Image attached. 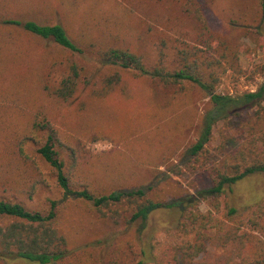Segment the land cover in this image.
Instances as JSON below:
<instances>
[{"label": "rangeland", "instance_id": "1", "mask_svg": "<svg viewBox=\"0 0 264 264\" xmlns=\"http://www.w3.org/2000/svg\"><path fill=\"white\" fill-rule=\"evenodd\" d=\"M26 2L28 0H22V4L29 8ZM34 2L32 7H41L45 18L53 15L63 17L74 34L82 33L87 24H93L91 27L95 30L89 34L91 39L107 44L114 42V36L106 35L104 30L110 29L115 35L118 23L122 31L119 39L140 53L148 66L156 62L163 41L171 47L175 43H185L198 44L203 48L206 42L213 44L216 40L231 46L238 45L244 50L240 60L247 75L240 78L230 70L217 93L235 97L256 91L264 84V38L256 31L261 14L259 0ZM55 21L56 16L51 22ZM19 35L22 38L16 46L12 45L9 37H5L6 42L0 40V90H11L13 85L22 83L31 100L29 102L41 106L56 128L73 137L71 142L76 160H72L66 147H59V151L77 187L85 183L98 193L144 188L151 198L166 203L196 195L198 190L210 187V179L203 168L205 160L201 158L196 164H185L180 155L196 140L201 119L209 107V99L200 89L189 88L185 98L175 99L173 93L155 82L129 75L123 91H116L103 99H92L88 109L81 111V103L90 99L92 92L68 104L42 93L37 80L41 79L49 86L60 68V60L50 57L53 47L48 48L40 40L26 39L22 33ZM86 65L97 75L101 90L102 79L109 74L108 68H102L90 58ZM252 73L256 74L250 79ZM98 87H95L96 91ZM22 120L19 117L17 126L20 128L24 127L20 124ZM262 127L264 130V121ZM233 138L236 142H232L230 147L236 149L240 144L235 135ZM219 142L220 137L215 133L209 149L216 156L221 153ZM25 151L35 162L29 166L28 177L22 179L21 185L14 184L12 180L0 184V198H14L33 212H48L51 203L57 202L56 210L64 216L61 227L71 238V255L75 263L135 264L147 257L150 264L179 263L178 250L185 238L184 231L177 229L169 210L154 214L141 236L134 229L127 230L100 221L86 203L64 199L51 168L39 158L33 143L27 142ZM180 170L182 174L177 175ZM33 182L38 184L33 199H30L27 190ZM196 197L202 200L203 210L210 209L213 199H204L201 195ZM262 198L264 174H258L229 189L221 202L222 206L229 201L242 209ZM223 257L221 248L207 244L197 260L183 264H225Z\"/></svg>", "mask_w": 264, "mask_h": 264}, {"label": "trees", "instance_id": "2", "mask_svg": "<svg viewBox=\"0 0 264 264\" xmlns=\"http://www.w3.org/2000/svg\"><path fill=\"white\" fill-rule=\"evenodd\" d=\"M10 1L0 0V40L6 42L5 37H9L16 46L22 33L26 39L40 40L48 48L53 47L50 57L60 60L56 77L49 86L41 79L37 82L40 91L57 102L72 103L92 92L91 98L80 106L81 111H86L92 99L123 91L129 75L155 82L173 93L175 99L185 98L189 88L200 89L209 99V107L201 119L196 140L180 155L185 164L205 160L203 168L210 187L198 190L196 195L213 201L209 210H203L202 200L195 194L166 203L151 198L144 188L98 193L85 183L77 187L59 151V147H66L75 161L73 137L56 128L41 106L29 102L22 83L13 85L11 90H0V184L12 180L21 185L22 179L28 177L29 166L35 163L25 151L26 143L31 142L39 158L51 168L64 199L86 203L100 221L134 229L141 236L154 214L169 210L177 229L184 231L178 264L197 260L207 244L223 250L225 264H264V198L242 209L229 201L223 206L221 202L228 190L240 181L264 174V84L256 91L235 97L217 93L230 70L240 78L247 75L240 60L244 50L219 40L213 44L206 42L203 48L185 43L171 47L163 41L156 62L148 66L140 53L119 39L122 31L118 23L115 35L110 29L104 30L106 35L114 36V42L107 44L91 39L93 24H87L82 33L74 34L63 17L45 18L41 7L33 8L34 0L26 2L29 8L22 0ZM259 1L261 14L256 31L264 38V0ZM55 16L56 21L52 23ZM89 58L109 70L102 79L101 90L97 75L87 68ZM254 74L249 78L253 79ZM19 117L23 118L20 123L24 124L23 128L17 126ZM215 133L220 137V156L209 149ZM233 135L240 144L236 149L230 147L235 141ZM181 174V170L177 172ZM37 184L28 185L30 199L36 193ZM56 208L57 202L53 201L48 212H33L14 198H0V264H79L72 259L71 238L62 229L64 216ZM149 261L147 257L135 264H150Z\"/></svg>", "mask_w": 264, "mask_h": 264}]
</instances>
